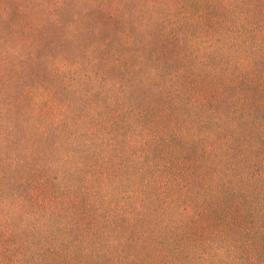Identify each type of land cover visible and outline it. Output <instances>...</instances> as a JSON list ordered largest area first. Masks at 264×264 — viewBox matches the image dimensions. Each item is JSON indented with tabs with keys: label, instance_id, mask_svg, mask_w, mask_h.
I'll return each instance as SVG.
<instances>
[{
	"label": "rangeland",
	"instance_id": "rangeland-1",
	"mask_svg": "<svg viewBox=\"0 0 264 264\" xmlns=\"http://www.w3.org/2000/svg\"><path fill=\"white\" fill-rule=\"evenodd\" d=\"M0 264H264V0H0Z\"/></svg>",
	"mask_w": 264,
	"mask_h": 264
}]
</instances>
